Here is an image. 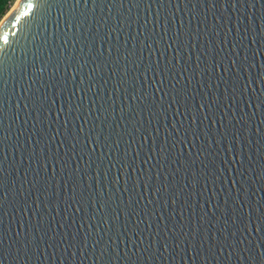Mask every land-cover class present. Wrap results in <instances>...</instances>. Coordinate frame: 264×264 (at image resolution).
Listing matches in <instances>:
<instances>
[{"label": "water", "instance_id": "95a60500", "mask_svg": "<svg viewBox=\"0 0 264 264\" xmlns=\"http://www.w3.org/2000/svg\"><path fill=\"white\" fill-rule=\"evenodd\" d=\"M40 2L0 21V264H264V0Z\"/></svg>", "mask_w": 264, "mask_h": 264}, {"label": "trees", "instance_id": "16d2710c", "mask_svg": "<svg viewBox=\"0 0 264 264\" xmlns=\"http://www.w3.org/2000/svg\"><path fill=\"white\" fill-rule=\"evenodd\" d=\"M12 2L13 0H0V20L6 14Z\"/></svg>", "mask_w": 264, "mask_h": 264}, {"label": "snow or ice", "instance_id": "6c2138e0", "mask_svg": "<svg viewBox=\"0 0 264 264\" xmlns=\"http://www.w3.org/2000/svg\"><path fill=\"white\" fill-rule=\"evenodd\" d=\"M37 3L41 4L40 0H37ZM3 39H4L5 42H7V38L6 37H4ZM0 51H2V49H0ZM3 61H4V58L0 57V64H2Z\"/></svg>", "mask_w": 264, "mask_h": 264}, {"label": "rangeland", "instance_id": "374dc122", "mask_svg": "<svg viewBox=\"0 0 264 264\" xmlns=\"http://www.w3.org/2000/svg\"><path fill=\"white\" fill-rule=\"evenodd\" d=\"M16 2H17V0H13V2L11 3V5H10L8 11L6 12V14H8V12L12 9V7L14 6V4H15ZM6 14H5L4 16H6ZM4 16H3V18H4ZM3 18H2V19H3ZM2 19H1V20H2ZM1 20H0V21H1Z\"/></svg>", "mask_w": 264, "mask_h": 264}, {"label": "bare ground", "instance_id": "6f19581e", "mask_svg": "<svg viewBox=\"0 0 264 264\" xmlns=\"http://www.w3.org/2000/svg\"><path fill=\"white\" fill-rule=\"evenodd\" d=\"M18 1V0H17Z\"/></svg>", "mask_w": 264, "mask_h": 264}]
</instances>
